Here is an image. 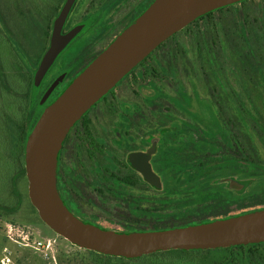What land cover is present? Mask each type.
<instances>
[{"label":"flooded vegetation","instance_id":"obj_1","mask_svg":"<svg viewBox=\"0 0 264 264\" xmlns=\"http://www.w3.org/2000/svg\"><path fill=\"white\" fill-rule=\"evenodd\" d=\"M30 1L26 11H18V29L6 31L16 44L12 50L23 56H28L30 45H40L37 71L50 47L55 21L69 0ZM154 1L74 0L62 33L82 31L36 88L34 98L40 116ZM175 35L96 104L65 139L58 163V189L68 209L85 222L121 233L148 231L144 230L145 224L152 219L146 217L160 213L161 192L170 183L162 170L176 164L191 168L207 162V148L199 156L192 144L208 130L198 118L197 106L208 109L209 100L202 97L195 82L191 81L189 91L175 80L184 53L177 49L178 44H169ZM74 46L73 56L66 62L65 54ZM56 81L59 85L44 100ZM220 87L225 88L222 83ZM236 108L233 105V112ZM236 111V124H232L235 129L241 119L240 110ZM212 117L231 132L219 112ZM184 146L185 154L176 161L171 155L173 150ZM145 168H151L156 176L153 182L145 178L141 170ZM218 182L230 192L241 188L233 178Z\"/></svg>","mask_w":264,"mask_h":264},{"label":"rangeland","instance_id":"obj_2","mask_svg":"<svg viewBox=\"0 0 264 264\" xmlns=\"http://www.w3.org/2000/svg\"><path fill=\"white\" fill-rule=\"evenodd\" d=\"M30 4V0H0L1 150L2 139L7 134L4 132L9 133L12 119L19 115V98L24 90H28L32 78L34 79L37 59L32 54L35 55L40 47V45L37 48L30 45L31 51L29 49L28 52L31 56L14 52L11 48L16 45L14 38L5 28L16 31L18 11H26ZM214 22L217 25H213ZM242 25H245L247 41L241 34ZM173 38L175 39L169 44H178L177 49L184 51L180 59L178 77L175 80L185 84L188 90L191 81L195 82L202 97L209 100V104H215L219 115L223 116L224 123L230 127L229 131L245 142L252 152L251 139L247 136L241 119L239 128L235 129L232 126L236 124V121H233L238 114L236 109H243L247 125L256 136L254 140L258 152L264 159V0H254L225 12L216 13L211 19L190 25ZM73 48L75 49V46L66 52L64 57L66 62L73 56ZM39 52L41 53V50ZM57 71L59 70L57 69L56 73ZM221 83L225 88L220 87ZM233 105L237 107L234 112ZM197 111L198 118L203 120L208 128L212 129L213 125L218 126L217 122H214L211 109L198 105ZM248 113L257 118L256 125L252 123ZM1 150L0 264H91V256L87 250L72 245L56 234L34 213L28 195V181L18 168V157H11V165ZM12 189L18 191L22 198L21 205L15 212L7 211L5 208L15 202V196L11 194ZM3 192H6L5 196H2ZM183 222L186 221L175 223ZM35 241H42L46 245L50 243L51 246L42 250L26 246L34 244ZM158 253L149 258L143 256L141 257L143 259L135 262L136 264H184L186 261L203 258V263L197 261L189 264H219L220 257L218 253H203L184 258L183 262L182 255L178 253H169V255ZM243 253L244 251L235 253L236 264H257L255 259H259L261 264H264V245L253 249L251 258H246ZM165 258L169 261L164 262Z\"/></svg>","mask_w":264,"mask_h":264},{"label":"water","instance_id":"obj_3","mask_svg":"<svg viewBox=\"0 0 264 264\" xmlns=\"http://www.w3.org/2000/svg\"><path fill=\"white\" fill-rule=\"evenodd\" d=\"M245 1L249 0H155L45 109L26 144L25 170L30 202L56 234L80 249L125 259L264 244V209L177 228L121 233L76 217L58 189L60 153L74 126L169 38L209 13ZM73 2H67L55 21L50 47L34 75L35 88L82 31L62 33ZM58 85L59 81L52 84L44 100ZM141 170L149 182L156 178L151 168Z\"/></svg>","mask_w":264,"mask_h":264},{"label":"trees","instance_id":"obj_4","mask_svg":"<svg viewBox=\"0 0 264 264\" xmlns=\"http://www.w3.org/2000/svg\"><path fill=\"white\" fill-rule=\"evenodd\" d=\"M252 1L254 0L245 1L209 13L193 24L201 20L211 19L216 13H222L238 5H245ZM213 25H217V23L214 22ZM244 28L245 25H242L241 34L244 40L247 41L246 30ZM24 91L25 92L19 98V115L15 116V119H12L9 133L4 132L7 134L2 139V150L1 148L0 150L1 153L3 151V154L6 155L11 165V157H18V168L26 178L25 148L29 136L40 118V113L36 110L37 104L34 98L36 88L33 78L29 84L28 90L26 89ZM208 109L213 111L211 114L215 115L218 113L215 104L208 103ZM240 114L241 123L247 132V136L251 139L252 152L249 151L245 142L240 138H236L231 132L221 127L220 121L217 122L219 126L212 127V129L208 128L202 135L198 136V141L192 144L193 152H197L199 156L203 148H207V162L191 168L176 164L174 167H166L162 170L164 175L170 178V183L167 184L161 192L160 213L156 216L146 217V220L148 218L152 220L150 222L146 221L144 230H163L188 226L195 223L228 218L264 209V159L261 153L258 152V146L254 140L255 135H253L250 127L247 125L243 109L240 110ZM248 114L252 123L256 125L257 118L253 117L250 113ZM9 118L8 120L11 119ZM194 138L195 135L192 136V139ZM185 147L186 146H184L182 150H173L171 154L172 158H176L177 161L181 154H185ZM225 178H233L236 180L241 186L240 190L230 192L225 189L220 182H218V180ZM8 184L9 182L6 187H8ZM5 193L6 192H3L2 196H5ZM11 194L15 196V202L12 206L5 208L7 211L15 212L20 207L22 198L15 189L11 190ZM31 207L38 218H40L36 209L32 205ZM181 220L186 222L181 224L174 223V221ZM152 221H154V223ZM262 245L264 244L235 246L217 250H177L163 252L162 254L169 255V253H178L180 256L182 255V261L184 262V258L190 256H197L203 253H218V257L220 256L218 258L219 264H236L235 253L237 251H244V256L246 258H251L250 254L253 249ZM246 249H248V251H246ZM88 253L91 256V264H136L137 262L135 261L159 254L155 253L138 259H125L106 256L92 251H88ZM163 261L168 262L169 259L165 258ZM197 261L203 263V258L202 260L196 258L192 261H186L184 264L197 263ZM255 263L261 264L259 259H255Z\"/></svg>","mask_w":264,"mask_h":264},{"label":"built area","instance_id":"obj_5","mask_svg":"<svg viewBox=\"0 0 264 264\" xmlns=\"http://www.w3.org/2000/svg\"><path fill=\"white\" fill-rule=\"evenodd\" d=\"M26 246H32L33 248L35 249H39V250H42L44 248H50L51 244L50 243H47V245L42 242V241H35L34 244H28ZM4 263V262H3Z\"/></svg>","mask_w":264,"mask_h":264},{"label":"crops","instance_id":"obj_6","mask_svg":"<svg viewBox=\"0 0 264 264\" xmlns=\"http://www.w3.org/2000/svg\"><path fill=\"white\" fill-rule=\"evenodd\" d=\"M39 52V51H38ZM38 52L37 53H35V55H33L32 54V56L35 58V59H38ZM28 55H30L31 56V54H28Z\"/></svg>","mask_w":264,"mask_h":264}]
</instances>
